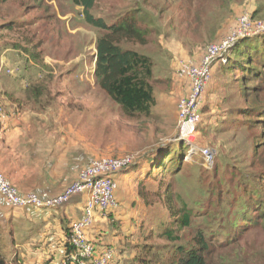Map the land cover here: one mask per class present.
Listing matches in <instances>:
<instances>
[{
	"label": "rangeland",
	"instance_id": "374dc122",
	"mask_svg": "<svg viewBox=\"0 0 264 264\" xmlns=\"http://www.w3.org/2000/svg\"><path fill=\"white\" fill-rule=\"evenodd\" d=\"M30 3L31 0H14L4 5L0 8V25L7 17L15 18L20 23L27 21L33 24L35 12L30 15L25 12ZM58 4L59 10L61 8V12L68 15L67 24L72 29L69 31L71 38L60 37L59 40L69 41L73 50L56 57L59 51L53 47L55 43L53 46L46 44L48 46L47 51L43 52V60L46 59V53L49 57L65 62L74 60L79 55V60L86 66L85 71H89L85 75L89 74L95 62V43L99 32L86 24L82 8L75 7L72 0H58ZM90 11L94 17H101L107 23L123 17H133V14L137 13V17L141 19L138 21L140 26L149 33V42L144 47L133 45L129 48H135L148 55L153 61L165 60L159 61V66H163L165 70L169 69V75L173 72L178 80L183 81L186 79L179 77L177 73L180 61L196 63V53L200 54V61L209 45L235 32L238 17L242 12L251 13L252 17H255L254 20H264V0H98ZM199 17H202V20H199ZM179 19L190 21L192 27L188 31L180 30L177 26ZM34 24L35 30L40 29L39 39L43 42L48 40L45 35V28L48 26L40 22ZM64 29L67 28L64 26ZM195 39H203L205 42L197 45ZM251 39H254V42H262L264 47V34ZM17 40V36L0 32V65L3 64L14 72L19 69L20 75H23V68L25 71L27 66L24 67L23 64L22 67V61L31 60L13 49L12 45ZM249 41L250 38L240 41L235 46L238 47L231 51V55ZM185 53L188 55L183 56ZM259 59L257 57L255 61ZM172 62L177 64L176 70ZM217 65L214 72L217 85L208 92L206 98L204 95L202 123L197 135L201 149L209 148L215 153V164L212 168L205 167L201 154L194 155L191 161L184 159L179 162L183 157L178 152L180 143L176 142L175 138L178 102L184 93L177 95L172 87L168 91L158 92L157 110L153 118L129 120L116 108L122 118L118 115V122L112 127L113 130L102 134V141H107L109 150L104 157L135 155L137 164L134 167L147 168L145 188L148 190L147 199L153 205L148 208L147 220L139 234L141 240L148 233L152 235V239L148 241V244L152 245L148 256L150 264H164L174 248L178 245H189L198 230L203 231L217 245L228 241L226 238L237 237L249 220L246 194L240 187L248 181L245 188L261 185L264 189L263 149L259 150L263 151L261 155H255L256 145L258 144L257 149L264 145V119H254L242 114L245 108L264 105V74L259 80L250 79L242 83L244 72L237 70L231 73L227 69L224 72L223 67L226 65ZM56 69L59 72L62 70L60 67ZM248 96L250 100L246 102ZM108 112L102 117L104 123L109 121ZM169 150L172 156L166 159V166L152 169L153 156L158 153L154 162L157 164L159 156ZM173 153H178V156L174 157ZM184 155V158L188 155L187 146ZM154 192L158 195L153 196ZM176 196L186 202L193 218L191 227L180 232L181 241L171 243L160 236L164 225L173 221L169 208L178 205ZM219 196H222L221 200H218ZM262 211L263 207L259 208L257 213ZM244 237L242 244L248 243L251 251L264 246V227L260 225L247 228ZM8 246L9 243L6 249L0 246V251L11 261L12 253L7 251Z\"/></svg>",
	"mask_w": 264,
	"mask_h": 264
},
{
	"label": "crops",
	"instance_id": "0c3cea01",
	"mask_svg": "<svg viewBox=\"0 0 264 264\" xmlns=\"http://www.w3.org/2000/svg\"><path fill=\"white\" fill-rule=\"evenodd\" d=\"M46 1L50 6L54 4L53 10L62 21L61 37L71 38L68 15L63 14L61 8L59 10L58 0ZM45 22L44 17L40 23L45 25ZM45 35L48 40L44 50L47 51L46 44L53 46L55 43L53 47L59 51L56 57L73 50L69 41L59 40L57 32L45 28ZM19 54L24 57L22 52ZM195 55L200 58L199 53ZM78 56L65 62L46 53L41 65L24 59L22 67L23 64L27 66L25 71L23 68L24 74L15 77L0 70V102L6 116L0 119V171L22 194L57 196L75 182L92 161L108 154V144L106 140L102 141V136L113 130L122 113L97 85L95 62L90 73L85 75L89 71H85L86 66ZM159 61L165 60L153 61L157 78L170 79L177 95L187 94L188 81L178 80L173 72L169 75V69L159 66ZM171 64H175L176 70L177 64ZM217 66L213 69V79L205 98L216 88L214 72ZM59 67L61 72L56 69ZM168 94L163 95L167 97ZM157 97L158 93V104ZM107 111L110 117L104 123L102 117ZM146 170L133 166L114 177L118 184L119 207L107 213L98 212L93 226L87 231L90 241L115 250L111 264H137V255L144 243L139 232L149 213V207L139 195ZM86 200V195H76L59 208L14 209L0 195V246L6 249L9 243L10 258L18 257L20 264H61L70 252L69 227L82 219Z\"/></svg>",
	"mask_w": 264,
	"mask_h": 264
},
{
	"label": "trees",
	"instance_id": "16d2710c",
	"mask_svg": "<svg viewBox=\"0 0 264 264\" xmlns=\"http://www.w3.org/2000/svg\"><path fill=\"white\" fill-rule=\"evenodd\" d=\"M11 1L14 0H0V8ZM31 1L32 3L26 6L25 12L27 15L35 12L36 17L33 24L21 21L26 23L25 25L15 18L7 17L6 21L0 25V32L17 36L19 40L12 45L13 49L28 56V60L41 65L43 64L45 41L43 42L42 39H39L40 29L35 30L33 27L34 23L40 22L45 17V25L48 26L49 31L52 33L57 32L56 36L60 38V23L62 21L57 18L53 8L46 0ZM72 1L75 7L82 8L86 24L99 32L95 43L94 76L97 85L119 107L120 112L126 119L139 120L144 118L148 120L153 118L156 114V94L160 90H163V92L168 91L172 84L170 79H160L155 76L154 62L151 57L140 53L135 48H129V46L133 45L144 47L149 42V33L140 26L138 21H141V19L137 17V13L133 14V17H123L112 23H107L103 18H96L91 14L90 10L95 7L98 0ZM0 19H2L1 16ZM198 19L202 20V17ZM177 26L183 31H188L192 27L190 21L186 22L181 19H179ZM253 40L250 38L246 45L234 53L235 55H231L232 58L230 57L229 64L223 67L224 72L225 69L230 70L231 73L237 70L244 72L242 83H246V80L250 79L251 81L259 80L264 74V47L262 42H254ZM195 41L197 45L205 42L203 39H195ZM257 57L260 59L256 62ZM226 72L229 73L228 71ZM243 90L245 89L243 88ZM244 95H246V91ZM249 100L248 96L246 102ZM242 114L254 119H264V105H253L245 108ZM257 148L258 144L255 147V155L259 156L264 151V145H261L259 149ZM260 149H263V151L259 152ZM178 152L183 157L179 162L184 161V143H180ZM177 154L173 153V156L176 157L178 156ZM155 156H153L154 162ZM170 156H172L170 150L163 153L159 156L160 159L157 164L152 161L151 168L155 170L165 167V161ZM136 168H143V166ZM148 174H151V170H149ZM247 182L245 181L244 186L240 187V190L246 194L249 220L237 237L226 238L228 241L217 245L203 231L198 230L191 243L175 247L172 255L164 261V264H264L263 245L251 251L248 243L247 245L242 244L245 240L244 233H247V228L260 225L264 227V189L261 185L254 188H245ZM145 186L146 183L143 181L140 185L139 195L145 205L151 207L153 203L147 199L148 190ZM152 195H158V193L154 192ZM176 197L178 205H173L169 208L172 214L170 218L173 221L171 224L167 223L164 225L160 236L171 243L181 241L182 235H180V232L191 227L193 218V213L188 209L186 202L181 197ZM221 199L222 196H219L218 200ZM262 207L263 211L258 214V209ZM151 239L152 235L148 233L138 252L137 264H150L148 256L152 245L148 244V241ZM7 259L0 253V264H20V260L17 257L11 259V261Z\"/></svg>",
	"mask_w": 264,
	"mask_h": 264
},
{
	"label": "built area",
	"instance_id": "2783aa9c",
	"mask_svg": "<svg viewBox=\"0 0 264 264\" xmlns=\"http://www.w3.org/2000/svg\"><path fill=\"white\" fill-rule=\"evenodd\" d=\"M263 34L264 20H254L252 14L245 11L238 17L235 32L209 45L200 61H180L177 73L188 81L189 92L180 97L178 102L175 141L188 147V155L184 158L187 162L191 161L194 155L201 154L207 169L215 164L214 151L209 148L201 149L197 138L202 123L203 98L213 79L214 67L217 64L228 65L231 51L240 41ZM0 70H5L11 77L20 72L19 69L14 72L3 64L0 65ZM5 117L4 106L0 102V119ZM135 160V155L96 159L85 167L79 178L62 193L51 197L36 193L22 194L0 171V195L14 209H54L65 206L76 195H86L82 219L73 222L69 227L70 252L61 264H111L115 258V250L111 247H99L90 241L87 231L93 226L98 212L107 213L118 209V184L114 177L135 165Z\"/></svg>",
	"mask_w": 264,
	"mask_h": 264
}]
</instances>
